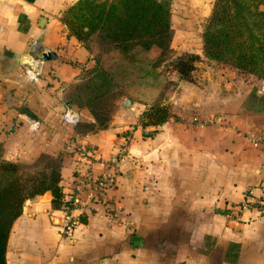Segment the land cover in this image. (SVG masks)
Here are the masks:
<instances>
[{"label": "crops", "instance_id": "crops-1", "mask_svg": "<svg viewBox=\"0 0 264 264\" xmlns=\"http://www.w3.org/2000/svg\"><path fill=\"white\" fill-rule=\"evenodd\" d=\"M76 1L0 0V160L59 155L65 193L85 167L72 146L107 157L129 133L128 165L110 191L122 210H91L62 235L64 210L51 206V191L31 196L10 229L6 264H264V211L227 215L230 204L264 195V142L246 137L254 132L264 140V112L240 110L251 87L238 90L221 72L204 74L201 83L176 79L159 91L172 108L165 121L143 126V104L133 101L116 108L111 127L78 131L61 119L63 92L93 63L62 20ZM179 1L200 12L211 0ZM48 49L56 57L28 79L22 56ZM71 106L77 120H94L86 107ZM134 235L141 244L132 243Z\"/></svg>", "mask_w": 264, "mask_h": 264}, {"label": "trees", "instance_id": "trees-1", "mask_svg": "<svg viewBox=\"0 0 264 264\" xmlns=\"http://www.w3.org/2000/svg\"><path fill=\"white\" fill-rule=\"evenodd\" d=\"M62 20L68 34L81 40L93 58L82 76L63 92L68 105L86 107L97 119L90 107L107 88L148 83L155 95L138 96L143 104L140 123L155 125L171 115L157 96L164 78L150 69L155 52L163 45L158 34L171 38L170 0H77L65 10ZM202 42L205 55L264 79V0H213L203 24ZM198 57L196 52L183 51L172 63L182 77L191 80ZM85 73L96 76L94 82L85 79ZM241 107L242 111L264 112V92L251 88ZM86 123L76 120L78 131L95 130L82 128ZM60 166L59 155L45 152L28 164L0 160V264H6L8 235L27 198L49 189L51 206H62Z\"/></svg>", "mask_w": 264, "mask_h": 264}, {"label": "rangeland", "instance_id": "rangeland-1", "mask_svg": "<svg viewBox=\"0 0 264 264\" xmlns=\"http://www.w3.org/2000/svg\"><path fill=\"white\" fill-rule=\"evenodd\" d=\"M170 1L172 26L171 38L166 39L164 34H158L157 39L163 40V45L160 50L155 52V58L152 62V66H150L151 70L160 72L164 78V83L160 91L164 90L162 88L165 85L169 88L176 79L180 80L182 78L193 82H197L199 80L201 83L204 80V74L207 75L210 73L211 75H215L218 72L226 74L225 77L228 78L229 81L231 78L236 81L234 85L238 90H241V88L247 89V87H253L254 89L258 88L260 91H264L263 78L258 77L253 72L241 71L230 64L204 54L202 47V29L205 18L213 4V0L210 2L206 1V7H204L200 12L196 9H184L183 7H180L181 2L179 0ZM260 7L262 8L263 5H260ZM183 51H191L199 54V57L194 60V66L191 70V80L182 77L172 63L176 56ZM85 75V79L91 78L90 80L94 82L96 76H88V73H85ZM153 93L154 90L150 87V85H148V83L129 84L126 88L121 86H111L106 89V93L101 98H97L92 101L90 109L94 111L97 119L93 117V121H86L87 125L81 126L82 128L87 129H98L104 126L106 128L111 127L113 125L115 111L118 106H129L133 101L139 100L138 96L141 98L152 97L155 95ZM159 95L157 96L159 97ZM163 96L165 97L164 92ZM124 98H130L131 101L124 104ZM159 101L167 105L170 111L172 110L169 103H165L161 100ZM134 113L135 111L131 112V117ZM92 116L94 115L92 114ZM31 162L22 163L28 164Z\"/></svg>", "mask_w": 264, "mask_h": 264}, {"label": "built area", "instance_id": "built-area-1", "mask_svg": "<svg viewBox=\"0 0 264 264\" xmlns=\"http://www.w3.org/2000/svg\"><path fill=\"white\" fill-rule=\"evenodd\" d=\"M37 44V41L33 40L32 48L35 49ZM29 55L32 64L23 63V70L28 79L34 80L41 74L44 60L41 53ZM77 116V111L71 105H66L61 119L65 123H73L76 122ZM29 119L34 126L38 125L37 120ZM246 137L251 142H264L263 138L254 132H249ZM129 140L130 134H124L122 142L107 157L97 156L88 145L72 146L71 150L85 167L74 172L72 183L64 193L62 208L65 219L60 225V234H71L80 222V216L87 215L91 210H101L109 216L120 214L122 209L110 191L116 186L121 164L126 160ZM249 207H255L259 212L264 211V195L253 199L247 197L241 202L230 204L227 206V215L231 219H236L244 208Z\"/></svg>", "mask_w": 264, "mask_h": 264}, {"label": "water", "instance_id": "water-1", "mask_svg": "<svg viewBox=\"0 0 264 264\" xmlns=\"http://www.w3.org/2000/svg\"><path fill=\"white\" fill-rule=\"evenodd\" d=\"M41 57H42L43 60H48V59H50V58H54V57H56V53H55L54 51H52V50H49V49H48V50H43V51L41 52ZM21 61H22L23 63L32 64L31 56H30L29 54H25V55H23L22 58H21ZM130 101H131L130 98H124L123 103H124V104H127V103L130 102ZM127 165H128V164H126V162H123V163L121 164V169H124V170H125L126 167H127ZM141 242H142V238H141L140 235H134V236L132 237V243H133L134 245L141 244Z\"/></svg>", "mask_w": 264, "mask_h": 264}]
</instances>
